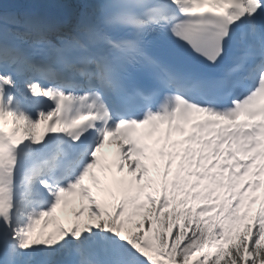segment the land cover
<instances>
[{"label": "snow or ice", "instance_id": "snow-or-ice-1", "mask_svg": "<svg viewBox=\"0 0 264 264\" xmlns=\"http://www.w3.org/2000/svg\"><path fill=\"white\" fill-rule=\"evenodd\" d=\"M261 101L264 0L0 4V264H264V205L242 211L264 186ZM161 124L172 149L158 153L168 156L162 192L146 180L156 153L140 134ZM110 137H122L119 173L127 164L131 177L111 207L88 186L103 190ZM78 190L87 216L46 234ZM222 191L221 203H195ZM140 201L148 212L132 226L125 209Z\"/></svg>", "mask_w": 264, "mask_h": 264}, {"label": "rangeland", "instance_id": "rangeland-1", "mask_svg": "<svg viewBox=\"0 0 264 264\" xmlns=\"http://www.w3.org/2000/svg\"><path fill=\"white\" fill-rule=\"evenodd\" d=\"M172 169H174L173 166H172ZM164 170H165L164 165L159 169V171H157L156 169L155 170H149V173H146V180H147V177L149 175H151L153 180H155V177L158 176V174H160L161 175L160 184H162L163 178H164L163 177ZM155 171H156V173H155ZM169 174H170V172H169ZM168 179H169V177H168ZM89 182H88V186H89ZM93 188L94 187H90L91 194L97 196V194L100 191L98 190V188H95V189H93ZM102 189H103V187H102ZM168 189H169V192L172 191V190H170L169 186H168ZM200 190H202V189H198V191H200ZM147 191H149V189H147ZM248 196H250V198H249V200L245 201V204L242 207V211L245 209H251L252 212H254L255 210L259 211L261 206L264 205V192H263V190L260 191V194H254L252 192V193H249ZM113 197H115V196H113ZM223 198H224V193L221 192V200L220 201H215V200L206 201L203 197H199V198H197L195 203L196 204H202V203L211 202V203H217L218 204V203H221L223 201ZM189 199L191 200V198H189ZM117 202H118V200L116 198H114L111 202V206L116 204ZM72 205H74L73 208L75 209L74 216H76L75 213L80 212L81 209L84 210V215L82 217L87 216L88 200H87L86 195H84L83 193L80 196H77V195L74 196L73 195V200L71 201L70 204H68L67 208L69 209V207H72ZM101 205L104 206L103 204H101ZM148 208H149V206L147 204L144 205L143 207H136V208H131V209L126 208L125 213L131 214L132 222L136 223L139 220H141L145 214H147ZM129 210H130V212H129ZM72 214L73 213H71V212L67 213V209L63 208L61 206L60 208L57 209L56 217L58 218L59 222L63 223L64 227H67V226H70L72 221H73L74 216H71ZM56 217H55V221H56Z\"/></svg>", "mask_w": 264, "mask_h": 264}, {"label": "water", "instance_id": "water-1", "mask_svg": "<svg viewBox=\"0 0 264 264\" xmlns=\"http://www.w3.org/2000/svg\"><path fill=\"white\" fill-rule=\"evenodd\" d=\"M12 0H0V4H2L4 7H7Z\"/></svg>", "mask_w": 264, "mask_h": 264}, {"label": "bare ground", "instance_id": "bare-ground-1", "mask_svg": "<svg viewBox=\"0 0 264 264\" xmlns=\"http://www.w3.org/2000/svg\"><path fill=\"white\" fill-rule=\"evenodd\" d=\"M73 2H74V3H77V2H80V0H73ZM44 131H45V130H43V132H44ZM117 140L119 141L120 139H119L118 137H116V138H115V141H117Z\"/></svg>", "mask_w": 264, "mask_h": 264}]
</instances>
